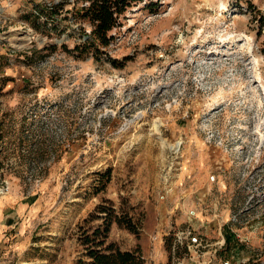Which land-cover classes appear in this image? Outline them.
Returning <instances> with one entry per match:
<instances>
[{"label":"rangeland","instance_id":"obj_1","mask_svg":"<svg viewBox=\"0 0 264 264\" xmlns=\"http://www.w3.org/2000/svg\"><path fill=\"white\" fill-rule=\"evenodd\" d=\"M148 4L95 53L75 0H0V264H80L101 204L147 264H264V0Z\"/></svg>","mask_w":264,"mask_h":264},{"label":"trees","instance_id":"obj_2","mask_svg":"<svg viewBox=\"0 0 264 264\" xmlns=\"http://www.w3.org/2000/svg\"><path fill=\"white\" fill-rule=\"evenodd\" d=\"M149 1L148 8L155 7L161 0H75V17L80 22L86 21L91 29L87 32V40L74 47V51H79L86 46H90L95 53H99L100 47L109 46L115 39L112 31L121 27L127 18L128 11L135 5ZM80 3V6H77ZM64 5V1L54 5H48L49 9H59ZM38 3L30 13L25 14V18L43 17V11ZM30 20V19H29ZM87 51V50H86ZM3 139V131L0 129V143ZM3 169V161L0 159V171ZM97 212L103 214V222L96 226L80 225L82 231L79 241L82 246V256L80 264H147L140 247L135 249H124L116 241L109 239L110 226L113 220L129 230L138 232L139 228L131 219L123 221V216L114 214V208L98 205Z\"/></svg>","mask_w":264,"mask_h":264},{"label":"crops","instance_id":"obj_3","mask_svg":"<svg viewBox=\"0 0 264 264\" xmlns=\"http://www.w3.org/2000/svg\"><path fill=\"white\" fill-rule=\"evenodd\" d=\"M24 10V9H23ZM27 11V10H25ZM12 196H4L0 198V255L5 254L4 249H7L5 245H2V239L7 235V231L9 229H13L10 233L13 238V243L10 244L8 248H10L7 252H11V250H19L22 247L20 236L23 232V225L20 222L15 221L14 223H10L11 217H18L26 210L28 204L19 203L16 206V203L13 202ZM16 202V200H15ZM18 203V202H17ZM18 214V215H17ZM17 215V216H16ZM8 240V239H7ZM18 241V242H17ZM17 242V243H16Z\"/></svg>","mask_w":264,"mask_h":264},{"label":"bare ground","instance_id":"obj_4","mask_svg":"<svg viewBox=\"0 0 264 264\" xmlns=\"http://www.w3.org/2000/svg\"><path fill=\"white\" fill-rule=\"evenodd\" d=\"M159 125L157 124V127H158ZM165 142V141H164Z\"/></svg>","mask_w":264,"mask_h":264},{"label":"built area","instance_id":"obj_5","mask_svg":"<svg viewBox=\"0 0 264 264\" xmlns=\"http://www.w3.org/2000/svg\"><path fill=\"white\" fill-rule=\"evenodd\" d=\"M191 241H192V239H191ZM187 246H189V245L187 244Z\"/></svg>","mask_w":264,"mask_h":264}]
</instances>
